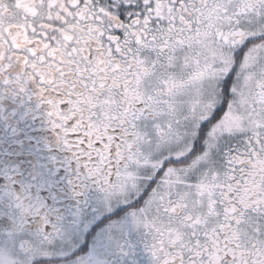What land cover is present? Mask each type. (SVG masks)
Wrapping results in <instances>:
<instances>
[{"label":"snow or ice","instance_id":"snow-or-ice-1","mask_svg":"<svg viewBox=\"0 0 264 264\" xmlns=\"http://www.w3.org/2000/svg\"><path fill=\"white\" fill-rule=\"evenodd\" d=\"M74 8L65 83L0 62V264H264V0Z\"/></svg>","mask_w":264,"mask_h":264},{"label":"flooded vegetation","instance_id":"flooded-vegetation-1","mask_svg":"<svg viewBox=\"0 0 264 264\" xmlns=\"http://www.w3.org/2000/svg\"><path fill=\"white\" fill-rule=\"evenodd\" d=\"M78 0H0V62L26 81L53 78L65 83L73 65L82 69L80 54L91 39L85 32L83 10L75 9ZM93 25L89 24L91 29ZM54 41V43H52ZM31 53H38L34 57ZM54 57V59H49ZM249 60L248 63H252ZM26 66L29 71H26ZM230 67L226 65L223 71ZM63 69V71H61ZM94 70V69H93ZM237 87L251 102L264 85V63L244 69ZM5 80L8 77H4ZM212 86H215V81ZM218 92V90H217ZM219 96H217V100Z\"/></svg>","mask_w":264,"mask_h":264}]
</instances>
